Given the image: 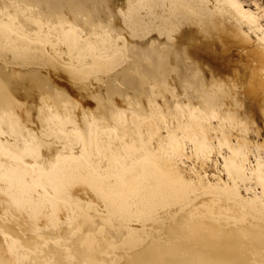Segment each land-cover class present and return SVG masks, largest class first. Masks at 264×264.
I'll list each match as a JSON object with an SVG mask.
<instances>
[{
	"label": "bare ground",
	"instance_id": "obj_1",
	"mask_svg": "<svg viewBox=\"0 0 264 264\" xmlns=\"http://www.w3.org/2000/svg\"><path fill=\"white\" fill-rule=\"evenodd\" d=\"M7 1L9 0H0V6H2L3 9ZM17 1L22 4L21 6L24 9L29 7L30 9L35 10L48 24H58L60 21L66 22L70 31L64 36L60 34L57 36L55 35L56 40H61L57 41V43L60 42L65 48L67 47L68 50H71L77 42H81L87 45V51L85 54L81 55L70 51V57H63L61 59L54 56L48 49V46L53 43V39L42 34L41 37H38V40H32L30 38L31 36L27 37L21 35L25 34V32L22 33V31L19 30L21 34H14L9 30L10 28L8 29L6 25L1 24L0 52H6L13 62H23L24 64L33 65L49 63L54 66L58 63H56V61H59L60 66H62V68L65 69L64 71H66L71 77L81 79L82 74L85 72H103L110 69L115 64L120 65L126 60V57H131L136 60L141 57L142 60L146 61H141L139 63L140 65L142 64L141 72L146 77L151 75L153 78L155 77V80H161V84H164L166 88L169 86L168 89L172 93L169 94L172 96H179V93L176 92V87H174V85L172 87L168 85V79L177 78L184 83L181 85L183 90L181 96L182 100L179 102V112H177L185 115V121L183 120V122L179 119L181 115L180 117L178 116L179 121L175 119L181 137L177 135L176 130H172L169 122V137L167 140L162 139L160 124L158 122L141 118L135 111L130 114L121 112L116 121H113L112 128L110 129L108 127L109 130H105L101 125L102 123L100 124V121L96 120L111 113L109 111L121 107L123 99L121 98L120 104V100L119 102L117 101L118 96L113 97L106 92L107 89L104 90V92L96 90L92 93L96 106L93 111L97 118H95L96 120L93 119L91 121L92 132L91 137H89L91 160L86 159L81 153L82 141L80 137L82 133L79 136L76 132L78 129L75 130L73 126L71 127L72 124L69 125L68 121L62 114L61 117H63L61 123L50 125L47 122L49 127L41 132V134H43L44 137H49L65 143L69 151L73 150L74 154L79 156V160L75 162L71 158H66L63 162H56L54 164V173L52 174L51 179L48 180L40 176V180L39 178H36L39 180V183L37 182L38 184H36L32 178V168L29 164H26V161L19 157L17 158L22 161L19 159H17V161H9V158L5 159V157H3L4 155H2L3 152L0 151V205H5L8 215L17 218L20 222L26 225V228L31 229V232L35 231L38 233H44L45 230L55 224H58L62 228L59 235L45 237V235L40 234L37 238H35L36 236H32V239L18 243L12 241L13 239H10L9 236L12 233L4 219L0 217V235H4V238H2L4 241H2L4 242L5 250L12 261L17 264L27 261L28 258L26 257L27 254H25V252L29 253V249H31L36 253L38 251V255H42V261H53V264H110L111 259H109V257H112L114 254L113 247L115 244L112 247L110 240L103 235L104 233L102 234L100 229L95 228V226L93 227L88 223H82V220H80V217L78 216V212L82 211L83 208H87L90 202L100 203L108 210L109 213H107V215L110 214L111 216V226L118 229H124L126 232L125 228L127 226L123 218L126 212L130 213V211L123 197L126 193H132L136 187L135 182L132 179H128V175L133 173L135 175V172H138L135 176L145 177L148 168L155 165V162L148 157L149 146L155 138L160 144L159 149L164 158V164L162 165L164 169L172 168V165L174 164V168H176L175 159H181L183 156H188V153L183 149V146L186 145L185 140H187L192 147L189 156L195 157L202 162L209 160L216 148L222 149L223 147H227L232 154L234 161L231 162L227 168L225 167L226 171L229 173V176H234L238 182L243 184L249 183L250 185L254 183L260 188L261 191L260 193L258 192L259 196H256L257 198L255 197L256 199L254 198L252 200L254 204L258 206L256 208L264 212V165L262 161V163L257 161L260 165L259 170H255L251 167L248 158L249 151L247 150V144H249L248 141L250 139L247 140L248 138L244 136L241 137L242 135L240 136L241 130H244L245 133L251 131V129L257 130L255 125L256 115L253 113V110L256 109L264 112V26L260 24L259 19L254 14L255 11L253 13L251 10L244 8L238 0H213L216 3L211 4L215 5L217 7L216 9H219L222 23L226 29L225 35H220L214 32L206 20H204V18L207 20L210 18L209 14L200 8L201 6L198 5L197 0H175V5L172 9V4L167 2L163 7L166 20V28L164 32H166L167 35L164 36L170 39L164 46V51L161 52L158 49H150V43L130 41L127 40L129 37L125 38V36L119 37L118 35V40L114 45L110 42V38H108L107 35L109 30L110 32L115 31L116 33H122L121 31L123 30L121 29L123 27V22L119 19V7L118 5H114L113 0H16V2ZM125 2L127 3V0H124V4ZM161 2L162 0H147L146 6L150 10H156V6ZM10 6L9 3V7ZM10 12L11 11H9V13ZM125 15L126 14H124V16ZM134 19L137 20V16H134ZM96 26L105 28L106 37L102 46L98 45L96 41H92L86 37L89 30ZM44 27L45 26H43V29ZM243 27L246 31L251 34L253 33L255 41L251 40L250 42L246 37H243L240 30ZM25 30L26 29H24V31ZM172 31H175L173 37L169 35ZM113 34H111V36ZM185 60H187L188 65L185 64ZM205 64L210 72V77L205 76L206 70L203 68V65ZM21 67L22 66H20V68ZM17 68L19 70V66ZM216 70L219 71V76L218 74H215V72L217 73ZM19 71L23 74L21 76L19 74L20 77L18 76V80L15 79L16 83H11L9 87L4 83L3 76L5 74L2 76L0 71L1 114L2 112H5L11 116V113L14 112L15 106L19 103L22 104L19 100L21 99L19 97L22 94L19 92L20 96L18 97V100H16L17 95L15 96L11 89L13 88V85H15V87L20 86L23 88L31 87L33 85L38 88L40 91V103H42V107L44 106L46 100L41 87L45 79L42 76L32 75L28 72L25 73L26 70H23V72L21 70ZM160 76H162V79ZM124 77H126V75ZM128 80L130 82V79ZM111 85H113V83ZM20 87L17 88L20 89ZM29 89L33 90L31 88ZM111 89H113V87H111ZM111 89L110 92H112ZM154 90L151 92H154ZM37 91L38 90H35V93ZM32 93L34 92L32 91ZM23 96H25V94L21 97ZM177 96L175 98H177ZM198 98L205 102L208 107L220 106L232 109V113H223L222 116H219L218 114L220 113H218L216 114L218 116H213V119L217 120L219 126L223 129L224 133H222L227 137V142L225 139L224 141H220L221 138L218 139L215 137V139H218L217 145L212 143L208 136V133L212 128H210L208 124L205 125L203 122L204 120L206 121L204 115L209 113H206V109L204 115L202 113L203 111H197L198 114H196L199 117H195L192 112L190 113L191 110H189V107L187 106L188 101H194ZM137 101L138 100H134L133 102L136 103ZM163 103L164 102H162L161 105H164ZM73 108H75V106H73ZM59 109L61 110L62 108L59 107ZM57 111L59 110L57 109ZM217 111H215V113ZM61 113H63V111ZM90 115L92 114L90 113ZM58 116L55 117L57 118ZM169 116L166 120L171 118V116L170 118ZM5 117L7 118V115H5ZM55 117L53 120L56 119ZM2 119H4V117ZM51 119H47V121ZM12 120L13 119L9 121ZM9 121L5 122L7 123ZM0 125L2 126V124ZM16 125H18V122ZM23 125L25 126V124ZM2 128L6 129V127ZM8 131H11V129ZM25 131L26 129L24 132ZM37 132H31V144L26 146V151H24L26 152L25 155L23 153L24 156L28 155V158L29 156L32 158H38L41 155L42 145L40 147ZM97 132L99 133V138ZM29 135H27V137ZM231 136L237 138L236 145L230 143L231 141L229 138H232ZM7 139L6 142L9 145L10 142H8L9 140ZM142 139L144 140V146L142 150H140L137 148H139L140 140ZM40 140L41 139H39V141ZM165 141L167 150L162 147V143ZM124 144H132L135 149L134 153L131 154L130 161L125 160L126 154L123 150ZM263 146L264 143L262 142L261 145L258 144L256 147L259 149ZM18 147L19 146L15 147V149H18ZM21 149L24 150V148ZM100 149L106 155H110L112 152L119 153L120 159L125 161L126 166L124 167L121 165V161H119L115 164L114 170L107 174H101L98 170V161L102 157ZM39 159H41V157ZM44 159L42 160H47ZM64 162L71 165L69 171L64 168ZM203 195H201V197ZM43 196H46L47 200H45ZM238 196L239 194H237V197ZM229 197H223V199L226 202H231L233 205L235 204L236 207L238 206L242 210L241 213L244 212L247 215L252 213L249 211L250 209L238 199L239 197L237 199ZM136 200L138 205L144 208V212L149 211L150 215L167 214V217L158 218L156 220L150 219L147 220L148 223L146 222V224L143 222V229L148 235H144L135 228H129V236L126 243L129 248H138L139 251L135 253L131 259L124 261V264H264V241L261 239L262 235L258 234V232L253 239H249L244 245L242 244V246L233 242L227 247H222V245L219 247L216 221L218 216H220V212L216 207L210 206V209L203 210L204 214L210 216L209 220L206 221V216L205 220L201 219V217L199 220L194 219L196 216L192 217L189 212L186 213L184 211L185 205L179 201L170 200L165 202L161 198L156 199L155 197L149 196H146L145 199H142L141 196H137ZM193 201H191V203ZM94 203H91V205ZM89 211H91V209ZM261 211L260 213H262ZM174 215L177 216L175 224L165 223L169 220L170 216L172 217ZM222 216H224V214ZM244 217L246 218V216ZM233 221H235V218ZM245 224L243 223V225ZM154 226L159 228L157 232L159 234H155V232L152 231L153 229H150V227ZM161 242V245L155 244ZM115 248H117V246ZM28 255L30 256V254ZM2 258L0 257V259ZM10 263V260L0 262V264ZM23 264H25V262ZM28 264H37V262L29 261Z\"/></svg>",
	"mask_w": 264,
	"mask_h": 264
},
{
	"label": "rangeland",
	"instance_id": "obj_2",
	"mask_svg": "<svg viewBox=\"0 0 264 264\" xmlns=\"http://www.w3.org/2000/svg\"><path fill=\"white\" fill-rule=\"evenodd\" d=\"M143 1H144V3H143ZM143 1L142 0H136V1L135 0L134 1L133 0H127V3L125 2V4H124V0H113L114 5L115 6L118 5V7H119V19L123 22V27L121 28L123 30L121 31L122 33H116L115 31L110 32V30H109L110 33L109 32H108L109 34L107 33L108 38H110L109 39L110 42L114 45V44H116V42L118 40V38H117L118 35H119V37L120 36H122V37L125 36V38L129 37V38H127V40L135 41V42L138 41V42L150 43V45H149L150 49H152V50L158 49L159 51L163 52L164 46L168 43V40L170 39V38L168 39L165 37L167 35H166V32H164V30L166 28V20H165V16H164V11H163L164 8L163 7H164L165 3L169 2L172 4V7H171V9H172L175 5V0H162V2L156 6V10L148 9L146 6L147 0H143ZM197 1H198V5L201 6L200 8L209 14L210 18L208 20L204 18V20H206V22L208 23L210 28L214 32H216L217 34L225 35L226 29L222 23V17L220 15L221 13H220L219 9H216L217 7L215 5L211 4V3H216L215 2L216 0L215 1H213V0H211V1L210 0H197ZM238 1L243 5L244 8L251 10L253 13L255 11L254 14L259 19L260 24L262 26H264V12H263L264 11V0H238ZM15 2H16V0L15 1L14 0L7 1L5 6H4V9L2 6H0V25L1 24L6 25V27H8V29L10 28L9 30L14 34L15 33L21 34L20 31H22V33L25 32V34H21V35L27 36V37L31 36L30 38L32 40H38L39 39L38 37H41L42 34L45 35L46 37L50 38V39H53V43L48 46V49L54 56H56L58 58L62 59L63 57H70L69 56L70 51L72 53L76 52L79 55L85 54V52L87 51V45L84 43L77 42L75 44L76 46L74 45L71 50H68L67 47L65 48V46H63L62 43L61 44H60V42L57 43V41H61V40H56L57 35L60 34V35L64 36L67 33H69V31H70L68 24H66V22L60 21L58 24H52V25L50 23L48 24L47 22L44 21V19L35 10L30 9L29 7L24 9L21 6L22 4L19 1L16 2L17 4ZM9 3L11 5L10 7H9ZM209 6L212 8H210ZM5 7H7V8H5ZM9 8H10V10H9ZM131 8H132V10H131ZM143 8H145V9H143ZM206 8H208V9H206ZM2 9H3V11H2ZM8 10L11 12L9 13ZM29 11H30V13H29ZM20 13H21V15H20ZM29 14H30V17H29ZM124 14H126V15L124 16ZM131 14H132V16H131ZM24 16L26 18L28 16L29 19L27 18V20H26V18ZM134 16H137L138 19L135 20ZM2 19L6 20V21H3ZM134 25L136 28L134 27ZM43 26H45L48 30L45 27L43 29ZM137 27H138V29H137ZM144 28L146 31L144 30ZM24 29H26V30L24 31ZM240 30L242 32L241 34L243 35V37H246V39L248 41H250V42H251V40L255 41V37H254L253 33L251 34L250 32L246 31L244 27L241 28ZM27 34H29V35H27ZM111 34H113V35L111 36ZM53 35L54 36L56 35V36L54 37ZM169 35L173 37L175 35V31L170 32ZM86 37L91 39L92 41H96L98 45L102 46L104 44V40L106 37L105 28L97 27V26L93 27V29L89 30ZM111 37H112V39H111ZM134 37H135V39H134ZM254 41H252V42H254ZM53 46H55V47H53ZM140 58L141 57H139V59L136 60V59H133L131 57H126V60L123 63H121L120 65L115 64V65H113V67H111L110 69H107L106 71H103V72H97V73L85 72L82 74L81 79H75L74 77H71L66 71H64L65 69H63L62 66H60L59 61H56V63L57 62L58 63H57V65H54V66L50 65L49 63H44V64L42 63V64H37V65L24 64L23 62H13V60H11L9 58V56L6 52L1 51L0 52V71H1L2 76L5 74L3 76L4 77V83H6L8 85V87L11 85V83H13V82L16 83V80H18L19 74H20V76L23 74V73L21 74V72L19 70H21L22 72H23V70H26L25 73L28 72V73H31L32 75L42 76L45 79L44 80L45 84L43 83L41 88H42V91L45 95V100H46L44 102V106L42 107V105H41L42 103H40V93H39L40 91L38 88L34 87L33 85L31 87H27V88H23L20 86L15 87V85H13V88H11V89L13 90V93L15 94V96L17 95L16 100H18V97L20 96V94H22V95L25 94L26 97L25 96L21 97L22 95L19 97V98H21L19 100L22 104L19 103L18 105L15 106L14 112L11 113V116L5 112H2V114H1V111H0V115H1L0 116V118H1L0 124H2V126L0 125L1 126L0 127V139L2 142L5 141L3 143L0 141L1 142L0 143L1 144L0 145V151L3 152L2 153V155H4L3 157H5V159L9 158L8 159L9 161H13V160L17 161V159H19V158H22V160L26 161L27 163L26 162L25 163L29 164L30 167L32 168V178L34 179L36 184L39 183V180L41 179V177H44L48 180L51 179L52 174L54 173V164L56 162H63L66 158H71L72 160L77 162L79 160V156L74 154L73 150L69 151L67 148V145L65 143H62L60 141L54 140V139L49 138V137H44L43 134H41V132H43L47 127H49V124L52 125V124L61 123V120L63 117V116L61 117V114H62V115H64V118L68 121L69 125L72 124L71 127L73 126V128L75 130L76 129L79 130V131L76 130V132L79 134V136L82 133V135L80 137L81 141H82L81 153L85 156L86 159L91 160L90 138H89V137H91V132H92L91 121L93 119L96 120L95 118H97L95 116V112L93 111L96 106H95V101L93 100L92 93H94L96 90L104 92V90L109 89L108 91L106 90V92L109 93L110 95H112L113 97L118 96L117 101L119 102V100H120V104H121V98L123 99L122 100L123 103H122L121 107H117L116 109L109 111L111 113H108V114L104 115L103 118H98V120H96V121H100V124L102 123L101 125L104 127L105 130L106 129L109 130V128L110 129L112 128L113 121H116V119L118 118V115H120L121 112L126 113V114H130L131 112L135 111V112H137V114L141 118L150 119V120L158 122L160 124V133L163 137L162 138L163 140H167V138L169 137V132H168L169 122H170V126H171L172 130L173 129L176 130L177 135L179 137H181V133L178 130L179 128H178L177 121H179V119H181L182 121L183 120L185 121V117H184L185 115L183 113H181V114L178 113L179 112V102H181V100H182L181 96L183 93L181 85L184 83L182 81L178 80L177 78L168 79V85H170L171 87L174 85V87H176V92L179 93V96L175 95V97L177 96V98H175L174 95L173 96L171 95L172 93L168 89L169 86L166 88L164 84H161V80H159V79L155 80L154 79L155 77L153 78V76H151V75L149 77H146L141 72V67H142L141 65L142 64L140 65L139 63L141 61L142 62L143 61L146 62V61L142 60V58L141 59ZM185 64L188 65L187 60H185ZM18 66H19V70L17 68ZM20 66H22V67L20 68ZM22 68H23V70H22ZM203 68H204V70H206L205 76L210 77V72H209L206 64L203 65ZM120 70H121L123 77L120 73ZM112 71H114V72H112ZM18 72H20V73H18ZM218 72L219 71H217V73L215 72V74H218ZM113 73H115V74H113ZM97 75H98V78H97ZM125 75H126V77H124ZM218 76H219V74H218ZM160 77L162 79V76H160ZM128 79H130V82ZM6 80H8V81H6ZM112 83H113V85L115 83V85L114 86L111 85ZM105 86H107V87H105ZM17 87H20V89ZM103 87H105V88H103ZM111 87H113V89H111ZM117 87H118V89H117ZM29 88H31L33 90H30ZM34 89L38 90V91L35 93ZM110 89L112 92H110ZM115 90H116V92H115ZM153 90H154V92H151ZM177 90H179V91H177ZM32 91L34 93H32ZM123 91H124V93H123ZM19 92H21V93L19 94ZM23 92H25V93H23ZM169 93H171V94H169ZM135 95H136V97H135ZM151 96H153L154 98ZM33 97H34V100H33ZM22 98H24L25 101ZM30 98H32V99H30ZM134 100H138V101L136 103H134L133 102ZM161 100H163V101H161ZM175 101L177 104L175 103ZM162 102H164L163 103L164 105H161ZM129 103H132V104H129ZM58 105H60V106H58ZM57 106H58V108H57ZM73 106H75V108H73ZM187 106L189 107L188 109L191 110L190 113L192 112V114L195 115V117H199L197 115L198 112L203 111L202 112L203 115L205 114L204 111L207 110L206 113L209 112L207 115H204V117L206 118V121L204 120L203 122L205 125L208 124L210 126V128H212L208 133V136L211 139L212 143L217 145V141L220 138H221L220 141H224V139H225L227 142V137H225V135L223 134L224 133L223 129L221 128V126H219L218 121L213 119V116L218 114V113H220V114H218L219 116H222L223 113L224 114L232 113L231 108L228 109V108H224V107H220V106L208 107L205 104V102H203L199 98L194 100V101L193 100L188 101ZM59 107L62 108L61 110L63 111V113H61L62 111L59 109ZM33 108H35V109H33ZM41 108H43V109H41ZM57 109L59 111H57ZM208 109H209V111H208ZM217 109H218V111H217ZM49 110L52 112H50ZM27 111H29V112H27ZM215 111H217V112L215 113ZM253 111H254L253 113L256 115V121H255L256 124L255 125H256L257 130L251 129V131H248L247 133H245L244 130H241L240 136L242 135L241 137L244 136V137L248 138L247 140L250 139L248 141L249 144H247V150L249 151L248 152L249 162H250V165L253 169L259 170L260 165L258 164L257 161H259V162L262 161L263 165H264V146L262 148H259V149L256 146H258V144L261 145L262 142L264 143V112L256 110V109H254ZM90 113L92 115H90ZM152 113H153V115H152ZM39 114H41V115H39ZM109 114H111V115H109ZM5 115H7V118L5 117ZM169 115L171 116V118ZM175 115H176V118H175ZM180 115H181V117H180ZM218 115H216V116H218ZM55 116H58L57 118H60V119H57ZM67 116L69 117V120H68ZM87 116H88V119H87ZM168 116L171 119V121H170V119L166 120ZM3 117H4V119H2ZM54 117L57 119V121H56V119L53 120ZM44 118H45V120H44ZM89 118H90V120H89ZM113 118H115V119H113ZM155 118H156V120H155ZM157 118H158V120H157ZM11 119H13V120L9 121ZM47 119H51V120L47 121ZM175 119H177V121ZM162 120L166 121V122H163ZM5 121H9V122L6 123ZM2 122H4V123H2ZM17 122H18V125H16ZM23 124H25V126ZM8 126H9V128H8ZM2 127H6V129H4ZM87 127H89V128H87ZM218 127H219V129H218ZM1 128L4 130H2ZM29 128H30V130H29ZM220 128H221V130H220ZM9 129H11V131H8ZM25 129H26V131L24 132ZM216 130H217V132H216ZM253 130H254V132H253ZM26 132H27V134H26ZM31 132H35V133L37 132V137L41 140L43 139L42 141L41 140L39 141V139H38L40 147L42 145L41 155L38 158H32L30 156L28 158V155L24 156L26 153V152H24V151H26V146L31 144V134H32ZM13 133H15V134H13ZM29 133H30V135H29ZM20 135H22V136H20ZM24 135H26V136H24ZM27 135H29V136L27 137ZM97 135L99 138L100 136H99L98 132H97ZM4 136H6V137H4ZM215 137H217L218 139L217 138L215 139ZM231 137L232 138H229L231 141L230 143L233 145H236L237 138H235L234 136H231ZM7 138H9V139H7ZM6 139L9 140L8 142H10L9 143L10 146L7 144ZM22 139H23V141H22ZM155 139L152 141V144L149 146V150H148L149 151L148 157L155 162V165L150 166L148 168L147 174L145 177L135 176L138 174V172H135V175H134V173L128 175V179L129 180L132 179L135 182L136 187L132 193L131 192L126 193L123 197V199L125 200V202L128 205L129 211H130V213L126 212V214L123 218V220L127 226L125 228L126 232L124 231V229H118V228L111 226V223H110V217L111 216H110V214L107 215V213H109L108 210L106 209V207L104 208V205H101L100 203L90 202L89 206L87 208H83L82 211L78 212L79 214L77 213L78 216L80 217V220H82V223L83 222L88 223V224L92 225L93 227L95 226V228L100 229L102 234L104 233L103 235L108 240H110L112 247L115 244L113 247L114 254L112 255V257H109V259H111L110 264H124V261L131 259L133 257V255H135V253H137L139 251L138 248H134V249L129 248L127 243H126V240L129 236V228H135V229L139 230L141 233H143L144 235H148L143 229V222L146 224L147 220H150V219L156 220L158 218H163V217L166 218L167 217V214H164V215L151 214L150 215L149 211L144 212V208H142L140 205H138V202L136 200L137 196H141L142 199H145L146 196L155 197L156 199L161 198L165 202H168L170 200L179 201L180 203L185 205L184 211L186 213L189 212L192 215V217L196 216V217H194V219H198V220L200 217L203 220H205V218L207 217L206 221H208L210 216L204 214L203 210L204 209H210L209 208L210 206L216 207L217 210H219V212H220V216H218L217 221H216V229H217V234H218V238H219V243H218L219 247H221V245H222V247H227L228 245L232 244L233 242L237 243V245L242 246V244L244 245L249 239H253L257 232H258V234L262 235L261 239L264 241V221H263L264 220V212H262L260 209L256 208L258 206H256V204H254V202L252 200L256 196H259V193L261 190L254 183L251 185L249 183L243 184L241 182H238L234 176H232V175L229 176V173L226 171V168L234 160H233L232 154L229 152L227 147H223L222 149L216 148V150L211 155L210 159L202 162V161L196 159L195 157L189 156V154L192 151V147H191V144L187 140H185L186 145L183 146V149L188 153V156L187 157L183 156L181 159H179V158L175 159L176 168H174L175 167V164H174V165H172V168L164 169L162 167V165L164 164V158L162 157L160 149H159L160 144ZM11 140H12V142H11ZM45 140H46V142H45ZM24 141H26V142H24ZM57 143H59V144H57ZM47 145H49V146H47ZM17 146H19L18 149L17 148L15 149V147H17ZM143 146H144V140L142 139V140H140V146L137 149L142 150ZM162 147L165 150H167L166 141L164 143H162ZM8 148L11 149L12 151L9 150ZM21 148H24V150ZM19 150H21V151H19ZM123 150L125 151V154H126L125 160L130 161L131 160V154H133L134 150H135L133 145L132 144H124ZM23 153H24V155H23ZM100 153H101L102 157L98 161V163H99L98 170L100 171L101 174H107L108 172H111L112 170H114L115 164L119 161H121V165H123L124 167L126 166L125 161L120 159L119 153H115V152L113 153L112 152V153H110V155H106L101 151V149H100ZM17 157H19V158H17ZM40 157H41V159H39ZM44 157L47 160H45ZM30 158L33 160H31ZM42 159H44L45 161H43ZM22 160H20V161H22ZM35 160H36V162H35ZM50 162H54V163H50ZM63 165L67 171H69V169H71V165H69L67 162H64ZM263 169H264V166H263ZM36 178H39V180ZM214 188H215V191H214ZM204 192H205V194H204ZM237 194H239V196H238L239 198L237 197ZM199 195H200V198H199ZM201 195H203V196L201 197ZM223 197H229V198L233 197V199L238 198L241 202H243L246 205L247 208L250 209V210L248 209L249 211H251L252 213L254 212V213L253 214L251 213L248 215L245 214L244 212H243L244 214L241 213L242 210L238 206L236 207L235 204L233 205L231 202H226L223 199ZM43 198L45 200H47L46 196H43ZM191 201H193V202L191 203ZM185 202H186V204H185ZM91 203H94V204L91 205ZM199 204H200V206H199ZM202 204L204 207L202 206ZM186 205H188V206H186ZM195 205H196V208H195ZM197 205H198V207H197ZM254 205H255V207H254ZM197 208H198V211H197ZM90 209H91V211H89ZM260 211L262 213H260ZM102 214H104V215H102ZM223 214H224V216H222ZM258 215H259V217H258ZM244 216H246V218ZM0 217H2V219H4L5 223L7 224V226L10 229V232L12 233L9 236L10 239L11 240L13 239L12 241L18 242V243H22L25 240L32 239L31 238L32 236H36L35 238H37V236L40 234L45 235V237L59 235L61 233L60 230L62 229L58 224H55L54 226H51L50 228L45 230L44 233H38L35 231L31 232L32 230L26 228V225H24L22 222H20L17 218L8 215L7 209H6L4 204L0 205ZM106 217H107V219H106ZM176 217L177 216H175V215L172 217L170 216L169 220L168 221L166 220L167 222H165V223L175 224V220L177 219ZM234 218H235L236 222L233 221ZM231 219H233V220H231ZM163 220H165V219H163ZM245 220H247V221H245ZM231 221H233V222H231ZM238 222H240V223H238ZM233 223H234V225H233ZM243 223L244 224L246 223V224L243 225ZM247 223L250 225H248ZM150 229H153L152 231H154L155 234H159V233H157L159 230L158 227L154 226V227H150ZM26 231H27V233H26ZM242 231H243V234H242ZM242 236L246 237V238H243ZM0 237H1L0 238V257L1 258L3 257L2 259H0V262L10 260L11 261L10 264H14L15 262L11 260V258L8 256V254L5 250V246H4V242H3L4 239H2V238H4V235L1 234ZM162 242L161 243H155V244L161 245ZM118 244H120L121 246ZM116 246H117V248H115ZM122 246H123V248H122ZM124 247H125V249H124ZM29 250H30L29 253L25 252V254H27L26 257L28 258L27 261H24L25 264H28L29 261H35V262H37V264H40V263L41 264H44V263L45 264H53L52 263L53 261H48V260L42 261V255H40V254L38 255V251L36 253L34 250L33 251L31 249H29ZM32 252L35 254H33ZM28 254H30V256ZM6 255H7V257H6ZM24 262H21L19 264H23ZM15 264H17V263H15Z\"/></svg>",
	"mask_w": 264,
	"mask_h": 264
}]
</instances>
